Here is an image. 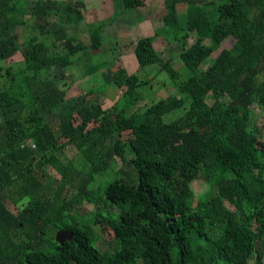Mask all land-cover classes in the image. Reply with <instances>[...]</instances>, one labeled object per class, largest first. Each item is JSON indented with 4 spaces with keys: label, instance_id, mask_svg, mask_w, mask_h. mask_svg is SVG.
Wrapping results in <instances>:
<instances>
[{
    "label": "trees",
    "instance_id": "16d2710c",
    "mask_svg": "<svg viewBox=\"0 0 264 264\" xmlns=\"http://www.w3.org/2000/svg\"><path fill=\"white\" fill-rule=\"evenodd\" d=\"M113 1L109 18L85 24L86 45L70 33L84 0H0V264H264V0H165L162 26L134 42L135 72L105 28L144 2ZM159 35L180 44L178 66ZM155 64L167 97H153L161 85L143 72ZM78 66L88 96L105 92L110 68L111 106L78 104L46 76ZM199 179L208 188L195 197ZM84 202L101 204L118 246L96 245L75 214ZM58 229L72 240L57 241Z\"/></svg>",
    "mask_w": 264,
    "mask_h": 264
},
{
    "label": "rangeland",
    "instance_id": "374dc122",
    "mask_svg": "<svg viewBox=\"0 0 264 264\" xmlns=\"http://www.w3.org/2000/svg\"><path fill=\"white\" fill-rule=\"evenodd\" d=\"M31 4L34 0H28ZM165 0H143V6L133 10L130 14H119L114 23L110 24L105 28L106 38H115L117 40V52L119 54V63L130 72H135L137 70L136 58L133 53L134 42L141 36L153 35L155 30L162 26L163 16L166 13ZM85 10H84V21L78 26L75 32H70L78 35L79 39L86 45H89V37L85 30V24L89 22H95L98 20H106L109 18L113 12L116 10L117 5L113 0H84ZM180 12L187 11V4L183 3L178 5ZM118 9V7H117ZM141 18V19H138ZM17 45L22 42V29L18 27L15 30ZM193 42V39L190 41ZM234 42V39H229L225 47H230ZM155 46L160 51L162 56L166 59L173 56L175 58V65H179L177 59V53L181 51V46L177 41L168 42L165 40L163 35L155 37ZM104 50L108 49V45L104 46ZM109 55V54H108ZM111 60L110 56L107 57ZM106 58V59H107ZM113 61V60H112ZM110 62L112 67L119 64L118 62ZM6 65H11L14 69L20 68L22 66V57L19 52H17L10 60L7 61ZM159 65H148L143 69V72L148 74L150 77H154L155 85L161 87L158 91L153 94L155 99L160 97H167L168 92L165 85H163L165 79L170 80L166 71L159 72ZM81 67H73L68 71L62 69H49L46 72L48 79L52 80L57 86H63L66 89L67 96L72 97L78 104L84 100H90V102H95L100 100L103 107L111 106L115 100L118 98V92L111 83V70L110 68L103 69L101 71L102 79L106 84V90L103 94L97 96H88L86 92L89 90L91 84L86 82L85 77L82 75ZM141 78V74H138ZM66 81V83H65ZM95 86V84H94ZM152 89V88H150ZM156 90V87L154 86ZM143 91V90H142ZM144 92V91H143ZM150 93V90H148ZM151 103L145 99L141 101L134 107L128 108V113L131 114L134 110H143ZM255 111L260 114L259 109L255 106ZM47 121L51 125H55L57 121V115L52 114L47 117ZM258 124L263 129L264 135V114H260ZM264 148V145L262 146ZM64 154L68 158H74L77 155V150L72 145H67L64 149ZM114 170L119 166L117 160H114ZM46 176L56 178L58 175L51 169L48 170ZM49 179V181L51 180ZM100 182L102 180H99ZM193 192L195 197H198L202 192L207 190L206 183L199 179L193 185ZM12 205V204H10ZM13 206H11L12 208ZM101 204L94 205L92 203L84 202L81 206L76 208L77 213H75L81 222L91 224L92 232L96 235V245L101 249L110 250L118 246V239L114 236L113 232L106 226L104 220L97 216L94 212L101 209ZM100 228H99V227Z\"/></svg>",
    "mask_w": 264,
    "mask_h": 264
},
{
    "label": "water",
    "instance_id": "95a60500",
    "mask_svg": "<svg viewBox=\"0 0 264 264\" xmlns=\"http://www.w3.org/2000/svg\"><path fill=\"white\" fill-rule=\"evenodd\" d=\"M73 234L65 229H58L55 234V239L60 243H63L65 240H72Z\"/></svg>",
    "mask_w": 264,
    "mask_h": 264
}]
</instances>
